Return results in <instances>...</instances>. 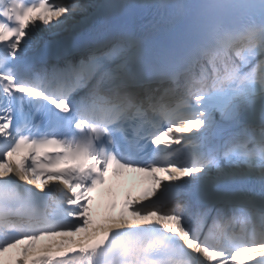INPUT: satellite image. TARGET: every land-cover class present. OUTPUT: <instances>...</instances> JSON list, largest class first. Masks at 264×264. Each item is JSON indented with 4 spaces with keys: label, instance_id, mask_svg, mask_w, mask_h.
Instances as JSON below:
<instances>
[{
    "label": "snow or ice",
    "instance_id": "obj_1",
    "mask_svg": "<svg viewBox=\"0 0 264 264\" xmlns=\"http://www.w3.org/2000/svg\"><path fill=\"white\" fill-rule=\"evenodd\" d=\"M77 14L86 32L41 47ZM110 170L150 184L97 223ZM245 262L264 264V0H0V264Z\"/></svg>",
    "mask_w": 264,
    "mask_h": 264
},
{
    "label": "bare ground",
    "instance_id": "obj_2",
    "mask_svg": "<svg viewBox=\"0 0 264 264\" xmlns=\"http://www.w3.org/2000/svg\"><path fill=\"white\" fill-rule=\"evenodd\" d=\"M79 2L83 4H90V3L95 2V0H79ZM91 11L92 10L89 9V12ZM85 15L86 14H77L73 20L69 21L68 27L74 31V28L77 27L79 23H81L82 20H85ZM71 32L72 31H64L63 29H60V30H57L55 34H53L52 32H49L46 30V26H44L43 24H39V27L37 28L35 35L43 38V42L41 45V47H43L44 44H48L50 41L54 42V41H59L61 39L66 38L67 36L72 34ZM16 161L18 162L19 159ZM113 215L114 214L112 213H107V217L113 216ZM101 219L102 218H100L98 222H100ZM81 235H84V234L83 233L79 234L78 237L80 238Z\"/></svg>",
    "mask_w": 264,
    "mask_h": 264
}]
</instances>
